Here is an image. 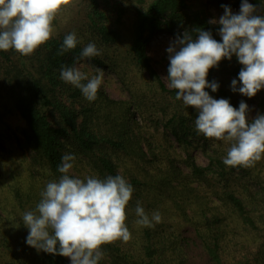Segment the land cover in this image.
<instances>
[{
    "label": "trees",
    "instance_id": "16d2710c",
    "mask_svg": "<svg viewBox=\"0 0 264 264\" xmlns=\"http://www.w3.org/2000/svg\"><path fill=\"white\" fill-rule=\"evenodd\" d=\"M78 1L81 14L75 28L69 13L63 18L56 14L52 37L32 54L0 50V105L3 109L9 105L23 120V142L47 169L31 177L26 192L15 185L9 190L10 199L3 196L6 207L13 205V210L10 214L0 208L1 243L9 242L8 234L18 242L26 239L29 230L22 224V214L35 208L48 180L61 175L57 167L62 155L72 152L77 157L74 176L119 174L134 188L125 209L130 239L102 245L105 257L101 264H264V157L247 167L226 166L223 157L229 145L197 134L195 108L175 98L177 90L164 84L145 48L148 34L161 24L173 29L180 20L178 9L183 0H151L146 9L138 8L132 20L131 58L140 70L147 71L151 87L143 92L131 90V101L97 94L93 102L63 82L60 69L81 63L76 57L89 42L114 44L120 35L116 23L135 0ZM214 1L224 11L225 0ZM109 11L115 12V23L110 22ZM197 28L221 40L217 25L199 13L189 23L193 37ZM75 29L85 45L80 42L70 52L58 54L64 36ZM90 60L101 62L94 57ZM236 61L235 56L231 61L223 59L218 68L209 70L208 80H214L221 65L228 68L232 79H238L242 66L234 65ZM219 85L215 93L206 91L216 99H228L234 107L246 98L233 93L227 83ZM255 97L258 113H264V89L251 98ZM134 110L141 115L140 121ZM92 116L95 123L90 121ZM194 141L207 157L206 165L196 163L184 151ZM137 202L149 214L158 210L161 220L151 227L137 224ZM33 249V262L71 264L68 257ZM14 264L30 263L19 259Z\"/></svg>",
    "mask_w": 264,
    "mask_h": 264
},
{
    "label": "clouds",
    "instance_id": "9594fccd",
    "mask_svg": "<svg viewBox=\"0 0 264 264\" xmlns=\"http://www.w3.org/2000/svg\"><path fill=\"white\" fill-rule=\"evenodd\" d=\"M64 3L66 0H0V50L32 54L52 37L53 20ZM259 4L264 7V0ZM221 7L224 11L219 19L209 21L220 25L221 40L197 28L195 37L187 31L177 34L167 48L168 87L177 90L175 98L184 106L195 108L197 134L229 145L223 163L247 167L264 157V113L249 118L244 100L234 107L228 99L214 98L206 89L215 93L220 85L207 77L223 59L231 61L235 56L242 67L238 79L231 81V91L251 98L264 89V14H256L258 8L249 0H241L238 13L228 5ZM79 43L74 31L66 34L58 54L70 52ZM100 54L96 43L89 42L76 59L90 60ZM84 67L62 66L59 78L93 102L103 85L104 70L97 67L90 75ZM76 159L72 152L62 155L59 178L47 182L35 208L22 214V224L29 230L25 243L38 252L68 257L71 264H101L105 257L102 245L130 239L125 209L134 188L119 174L104 178L93 174L83 179L71 175ZM135 213L136 223L143 226L161 220L158 210L149 214L140 202Z\"/></svg>",
    "mask_w": 264,
    "mask_h": 264
},
{
    "label": "rangeland",
    "instance_id": "374dc122",
    "mask_svg": "<svg viewBox=\"0 0 264 264\" xmlns=\"http://www.w3.org/2000/svg\"><path fill=\"white\" fill-rule=\"evenodd\" d=\"M151 0H142V2L133 1L128 4L126 11L121 17V22L116 23L119 29V37L114 44L108 45L102 42L96 43L97 47L101 50V54L94 58L100 59L101 62H93L92 60L85 59L81 63H75L74 65L79 66L84 64V71L90 75L95 74L97 67L104 70L103 85L98 90V96L104 95L111 100H126L131 101V90L136 89L140 91L147 90L151 87L150 81L148 80L147 71H142L134 63L131 58V41H132V20L135 19L138 8L146 9L148 3ZM227 5H230L233 13H238L240 9L241 0H225ZM250 3L256 5L258 12L256 14H264V7H261L259 0H249ZM184 5L178 9L179 21H176L173 29L168 28L165 24H161V27L153 33L148 34V40L145 43V48L149 56L151 57L150 63L152 67L159 73L164 84L168 87L169 81L167 79V68L169 65V53L167 48L171 42L175 40L177 34L183 35L184 32H189V23L192 16L196 13L203 15L209 21L216 19L223 14L220 7L214 0H183ZM66 5L63 10H59L57 14L62 15L60 18L66 16L69 13V20L71 19V26L75 28L77 26V17L81 14V5L78 0H66ZM112 11V10H111ZM109 11L107 13L110 22L115 23V12ZM217 25V32L220 28ZM79 29H75L77 33ZM82 37L80 42L85 45V39ZM240 64L238 61L234 65ZM242 66V65H241ZM233 69V68H232ZM225 65H221L219 70L214 75V80L219 84L231 85L232 77L230 72L227 71ZM230 71V70H229ZM169 88V87H168ZM1 98V97H0ZM244 101L249 106V118H254L259 112L258 99L255 98H244ZM0 104H3V100L0 99ZM99 108V103L96 104ZM75 107H78L77 104ZM109 110L112 108L111 105L107 107ZM135 108V105H134ZM136 109V108H135ZM99 111V110H98ZM103 111V110H102ZM136 119L141 120V115L138 114L137 110H134ZM104 116V114H100ZM90 121L95 123V117H90ZM90 123V122H89ZM148 124H151L147 122ZM163 121L159 124L160 128L163 129ZM97 124V123H96ZM0 208L6 213H11L13 205L6 207L3 196L10 199L11 197L9 190L13 187L18 186L22 191L26 192L29 190V183L31 177H39L47 173L46 167H43L38 163V160L34 158L33 152L24 144L21 131L24 127V122L20 116L10 109L9 105L3 109L0 105ZM97 125H95V129ZM175 146L176 143L174 142ZM3 147L6 149L2 152ZM187 151L184 150L189 156H191L196 163L200 165H206L208 162L207 157L203 154L199 144L193 142L192 144L186 145ZM183 150V148H182ZM185 155V154H184ZM14 166L11 169L10 165ZM183 166V164L181 163ZM15 170V173L12 171ZM74 174L73 169L70 172ZM51 181V180H48ZM1 232V228H0ZM3 234V233H2ZM9 242L1 243L0 238V264H14V262L20 260H26L30 264H41L40 262H33L32 254L33 247L26 245L24 246L25 240L19 242L13 236H7ZM70 260V258H69ZM33 262V263H32Z\"/></svg>",
    "mask_w": 264,
    "mask_h": 264
}]
</instances>
